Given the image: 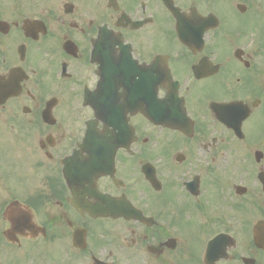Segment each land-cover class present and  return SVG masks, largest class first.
I'll return each mask as SVG.
<instances>
[{"label":"flooded vegetation","instance_id":"1","mask_svg":"<svg viewBox=\"0 0 264 264\" xmlns=\"http://www.w3.org/2000/svg\"><path fill=\"white\" fill-rule=\"evenodd\" d=\"M11 148L0 264H264V0H0Z\"/></svg>","mask_w":264,"mask_h":264},{"label":"rangeland","instance_id":"2","mask_svg":"<svg viewBox=\"0 0 264 264\" xmlns=\"http://www.w3.org/2000/svg\"><path fill=\"white\" fill-rule=\"evenodd\" d=\"M8 157H9V162H10L9 164H10V167L12 169V171L10 172V175H7V177L9 178L8 180L6 179L5 174H3V172L4 173L9 172V171H7V168H5V166H6L5 162L6 161H3L2 158L0 157V161L3 164V168L1 169L2 166L0 167V193H1L0 199L1 200L4 199V198H2V196L4 195V191H6L8 188L14 189L15 186L19 182L18 177L16 176V174H14V170L16 167V165H14V162H15L16 157H17L16 151L11 148V151H10ZM6 180H7V182H6Z\"/></svg>","mask_w":264,"mask_h":264}]
</instances>
